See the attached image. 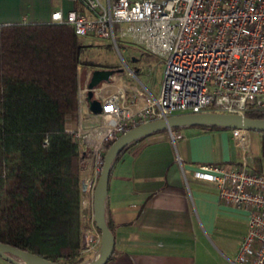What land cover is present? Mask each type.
Here are the masks:
<instances>
[{
    "label": "built area",
    "instance_id": "obj_1",
    "mask_svg": "<svg viewBox=\"0 0 264 264\" xmlns=\"http://www.w3.org/2000/svg\"><path fill=\"white\" fill-rule=\"evenodd\" d=\"M72 1L81 9L72 8L65 15L57 10L50 21L70 25L81 38L106 39L116 48L117 38L126 40L159 56L164 65L157 96L131 88H93V97L102 105L98 114L81 102L87 88L80 84L78 66L75 123L67 131L92 159L96 173L110 143L142 122L205 111L264 112V0ZM93 116H102L104 122L91 123ZM230 132L242 162L232 167L201 164L193 176L212 183L223 204L247 212L246 233L234 264H264V173L249 167V130ZM170 134L172 139L180 137ZM94 185L83 181L86 196L80 204L90 209ZM80 232L84 250L99 247L92 211L86 219L81 216Z\"/></svg>",
    "mask_w": 264,
    "mask_h": 264
},
{
    "label": "trees",
    "instance_id": "obj_2",
    "mask_svg": "<svg viewBox=\"0 0 264 264\" xmlns=\"http://www.w3.org/2000/svg\"><path fill=\"white\" fill-rule=\"evenodd\" d=\"M85 47L65 23L0 24V243L63 264L86 262L80 255L85 158L65 128L66 116L77 111L78 66L85 72L91 65L82 61Z\"/></svg>",
    "mask_w": 264,
    "mask_h": 264
},
{
    "label": "crops",
    "instance_id": "obj_3",
    "mask_svg": "<svg viewBox=\"0 0 264 264\" xmlns=\"http://www.w3.org/2000/svg\"><path fill=\"white\" fill-rule=\"evenodd\" d=\"M72 8L80 7L72 0H0V24L51 22L52 12L61 10L65 15ZM142 52L146 57L151 55ZM144 67L147 85L149 76ZM94 69L82 72L79 65L81 85L87 84ZM145 84L141 87L117 73L110 82L100 85L106 86L104 92L131 88L157 96L159 87L154 94ZM86 92L81 99L85 107ZM75 113L66 116V130L74 127ZM90 121L101 124L104 118L93 116ZM174 132L180 137L172 139L170 132L163 131L138 139L113 164L105 216L113 228L114 250L105 264H234L246 233L247 212L223 204L212 183L193 176L201 164H238L225 161L223 146L233 141L231 132L199 126ZM86 165L81 171V184L84 180L94 182L96 177L93 166ZM85 196L81 187L80 201ZM80 206L86 219L92 209L82 202ZM238 223L240 237L233 244L232 231ZM97 250L98 246L82 249L81 256L88 261ZM0 264L12 263L0 257Z\"/></svg>",
    "mask_w": 264,
    "mask_h": 264
},
{
    "label": "water",
    "instance_id": "obj_4",
    "mask_svg": "<svg viewBox=\"0 0 264 264\" xmlns=\"http://www.w3.org/2000/svg\"><path fill=\"white\" fill-rule=\"evenodd\" d=\"M132 60L134 59L132 58ZM121 72H123V69L116 68H101L91 71L90 78L86 84L87 92L85 100L88 109L92 113L98 114L102 110L101 102L93 97L92 89L103 82H110L114 74ZM188 126H217L228 129L239 128L262 132L264 131V117L249 118L235 113L212 111L182 113L142 122L120 134L105 150L101 170L93 190L92 213L94 224L100 232L99 247L94 257L82 264H105L114 250V237L105 219V197L114 158L125 146L146 135L159 131L170 132L172 128ZM84 155L85 153L83 152L82 157ZM81 187L83 188V182ZM0 257L12 264H63L46 260L30 252L3 243H0Z\"/></svg>",
    "mask_w": 264,
    "mask_h": 264
},
{
    "label": "rangeland",
    "instance_id": "obj_5",
    "mask_svg": "<svg viewBox=\"0 0 264 264\" xmlns=\"http://www.w3.org/2000/svg\"><path fill=\"white\" fill-rule=\"evenodd\" d=\"M105 3V0H101ZM84 44H87L84 48L81 57L82 61L90 62V67L101 69L102 67H112L116 69H123L120 74L123 77L128 78L131 82H135L142 87L146 83L144 77V66L148 70L149 81L146 85L147 88L157 94L158 87L162 78L163 60L156 55L144 56L142 48L130 43L121 41L117 38V48L109 43L106 39L97 37L81 38ZM88 41L90 43L88 44ZM135 57V61L132 60ZM144 63V64H143ZM138 69L137 72L135 70ZM225 130H229L225 128ZM248 152L247 158L249 167L256 171L264 173V136L259 131L249 130L248 138ZM224 152L227 154V163L236 164L242 162L241 150L235 146L233 141L225 142L223 146ZM87 162L86 166L94 168L93 161L87 155H84ZM84 162V163H86ZM98 173L94 182H96ZM93 182V181H92ZM233 244L235 240L240 237V224L236 225V229L232 231ZM235 239V240H234ZM82 255V252H80ZM91 256V255H90ZM89 257V256H88Z\"/></svg>",
    "mask_w": 264,
    "mask_h": 264
}]
</instances>
